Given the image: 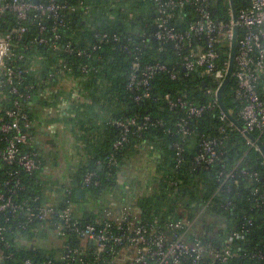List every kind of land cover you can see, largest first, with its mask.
Masks as SVG:
<instances>
[{
  "label": "built area",
  "instance_id": "built-area-1",
  "mask_svg": "<svg viewBox=\"0 0 264 264\" xmlns=\"http://www.w3.org/2000/svg\"><path fill=\"white\" fill-rule=\"evenodd\" d=\"M95 1L98 0H94ZM157 9V31L154 34L156 40L166 43L172 42L178 52L180 65L187 75L200 73L210 79L212 89L207 91L214 100L207 105H197L190 101L177 99L169 101L171 109H178L184 116L175 123L176 132L184 139L193 134L189 129L191 119L200 118L205 112L218 107L217 93L220 89L228 69V62L219 64L218 48L228 46L229 53L233 38L234 27L242 33L237 37L234 70L231 79L235 82L233 99L239 104L238 118L242 127L248 134H255L253 141L247 138V144L259 150L258 144L264 145V0H247V5L236 13V20L232 17L229 9L230 20L228 23L215 20L210 9L213 0H152ZM95 5H86L80 2L70 7L67 4L56 3V0H48L47 3L35 4L29 0H0V18L6 13L16 15L18 24L16 29L9 34L0 37V89L7 91L12 98L9 107L0 110V161L5 169V179L0 181V242L4 249L10 245L7 235L11 231L12 224L17 222L16 227L20 230L30 228L32 234L50 231L63 240L61 253L56 260L49 259L43 264H183L189 260L191 264H229L237 254L233 251V242L244 240L249 232L248 227L252 219H244L242 228L233 231L224 242V248L220 251L212 249L198 239H190L189 235L193 222L179 220L161 223L160 221L148 222L134 215L129 208L118 211H107L105 217H97L83 222L74 214V189L71 186L55 188L53 197L55 204H36L39 198L33 201H20V192L25 190L21 179V172L31 175L34 171L45 169L47 171V157L35 150V142L32 129L35 122L30 115L29 106L34 90V85H27L26 77L39 72L37 62H31L29 66L19 65L24 60L23 53L32 45H45L52 51L60 50L67 55L77 58L90 59L88 49L76 47L72 42H67L63 47L58 44L61 39L59 28L65 23L63 13L81 12L85 16L84 21L90 16ZM190 8L192 13L187 21L185 30L180 33L171 25L170 20L175 16L176 10ZM189 16V15H188ZM40 19L37 27L41 37L28 44H21L22 35L28 32L23 23L29 18ZM52 20L54 26L50 29V36H45L46 27L43 19ZM89 19V18H88ZM97 44L91 47L97 50L100 45L109 40L118 41L117 34L106 33L94 36ZM202 41L194 45L190 40ZM146 48L145 41L135 45L133 50L124 47L127 54L133 56L131 73L129 76V91L143 90V94L135 96V101L141 97L148 98L151 90V81L156 74L166 72L167 66L154 63L141 67L140 59L142 50ZM75 65L58 61L49 80L57 81L63 88L64 97H60L63 110L68 109L71 102H85L81 84L84 78L78 79L71 75ZM81 74H88L91 68L88 63L79 65ZM171 78H176V72L171 73ZM52 89L44 88L40 97H47ZM69 96V97H68ZM110 125L120 129L119 138L113 143V153L102 166L110 170L118 167L114 155L128 142V131L134 128L139 135L150 126H162L161 121L151 123L149 117H145L141 123L136 118L126 120H111ZM150 125V126H149ZM58 125L49 124L47 129L50 133L57 130ZM220 133L227 135V127H220ZM243 134V132H241ZM244 135V134H243ZM246 137V135H244ZM223 137L215 140L202 139L199 143V151L194 157L193 164L196 167L211 166L217 161L223 152L219 147ZM263 139V141H262ZM176 167L183 159L182 145L176 143ZM261 165H264V157ZM222 170L220 177L236 181L237 177L256 181L258 175L247 171L234 173ZM93 172L87 173L82 181L81 189L100 186V181L95 178ZM81 190V191H82ZM253 207L260 210L264 205V189L253 190L250 198ZM74 237L80 243L72 247L67 242L66 235ZM20 235V233H17ZM39 237L35 238L38 239ZM0 250V254H1ZM246 255V254H245ZM2 260L4 255L1 254ZM10 257V255L8 256ZM253 259L264 260V252L257 251L250 254ZM23 264H33L26 260Z\"/></svg>",
  "mask_w": 264,
  "mask_h": 264
},
{
  "label": "trees",
  "instance_id": "trees-1",
  "mask_svg": "<svg viewBox=\"0 0 264 264\" xmlns=\"http://www.w3.org/2000/svg\"><path fill=\"white\" fill-rule=\"evenodd\" d=\"M29 1L35 3V0ZM47 2L48 0H37L35 4ZM80 2L86 5H95L89 19L84 21L85 16L81 12L68 13L65 11L62 18L65 25L59 28L61 39L58 44L63 47L65 43L72 42L76 47L88 49V53L91 54L90 59L67 55L61 47L58 51H52L45 45H32L23 53L24 60L19 62V65L29 66L31 62L35 61L40 67L38 73L26 77L27 85H34L35 88L31 91L32 99L26 101L25 106L26 103H30V105L38 103L39 94L43 89L56 83L55 78L49 80V75L54 73L58 61L74 64L75 68L71 75L78 79H85L81 84V89L83 95L89 99L87 102L90 103L71 102L72 106L70 109L68 108L71 112L68 114L71 117L69 120L75 128L78 127L79 131L83 133L101 128L103 135L100 143L85 141L87 144L83 150L87 151L86 154H89L90 158L70 176L71 187L74 191L82 190L84 176L93 172L96 175L95 178L100 181V186L90 187L88 191L82 190L83 195L86 193L97 197L106 190L113 191L119 184V177L127 159L135 153L134 146L144 141L150 142L153 145V152H158L160 157L156 165L157 173L160 176L157 190L159 193H163L165 190H168L169 193L170 190H176V192L170 193L175 198V201L170 204V209L161 208L159 199L156 200L154 196L146 200L143 199L141 207L144 218L142 219L148 222L160 221L161 223L179 220L193 222L190 239H198L218 251L224 248V242L230 233L242 228L245 218L252 219L245 239L233 242V251L237 255L231 259L229 264H264V260L250 257L251 253L264 252V205L260 210H256L250 200L254 189L259 191L264 189V165H261L263 156L260 149L256 150L247 144V136L245 137L226 117L219 103L214 110L205 112L200 118L190 120L189 129L193 131L192 135L182 139V136L176 132L174 125L184 114L178 109H171L166 97L172 101L180 98L199 106L207 105L214 100V97L207 93L209 89L213 88V85L210 79L200 73L186 74L180 65V57L174 43H163L155 39L158 15L152 0H98L95 3L94 0H56V3L67 4L70 7L76 6ZM233 4L236 13H238L241 8L246 7L247 0H233ZM116 5L125 9L115 8ZM230 8L229 0H213L210 13L215 20L226 24L230 20ZM191 13L190 8L176 10L175 16L170 20L171 25L182 33ZM129 14H132L131 19L127 16ZM32 19L30 17L23 23L28 28V32L22 35V45L41 37L36 25L40 19H36L34 24L31 23ZM42 23L47 29L45 36L49 37L54 22L44 18ZM17 24L18 20L15 14L2 15L0 37L16 29ZM101 33L117 34L119 39L116 42L109 40L100 45L97 50L92 51L91 47L97 44L94 36ZM241 33L242 31L238 30L237 37H240ZM141 41L146 43V48L142 50L140 59L141 67L161 63L166 65L168 70L156 74L152 79L148 98L141 97L140 101H135V96H142L143 90H128L133 56L127 54L124 47L133 50L135 45ZM190 41L194 45L198 43L204 45L202 41L196 42L194 38H191ZM218 54L220 66L229 61L228 46L219 47ZM83 63H88L91 68V71L86 75L81 74L78 68ZM172 72H176L175 79L171 78ZM234 88L235 82L231 79L222 92L221 102L223 108L242 126V122L238 118L240 107L233 99ZM64 96L65 93L54 94L45 103H50V100H53L54 103L57 102V99L61 102L59 97ZM41 102L43 103L44 100ZM11 103L12 98L8 94V104L5 108L9 107ZM30 105L28 104L29 111L31 110ZM93 106L98 107L99 113L93 112ZM30 115L33 118L31 113ZM98 117L102 118L99 126L97 123H92ZM145 117H149L151 123L161 121L163 125H149L150 127L139 135L134 131V128H130L127 134L128 142L121 150L114 153L118 167L108 170L102 166L101 162H104L113 153V143L119 138L121 132L119 128L110 125V121L136 118L137 123H141ZM33 121L35 122L34 118ZM220 127H227L226 136L223 137L220 133ZM33 130L34 128L32 132ZM222 137L223 142L219 149L223 155L207 168L194 166L193 160L199 151L200 141L202 139L217 140ZM252 137L254 140L257 136L252 134ZM193 141L197 143L196 148L189 149L190 143ZM176 143L181 144L183 148V161L178 167H176L175 161L174 145ZM33 148L36 150L35 142ZM233 169H235L234 173H238V170L256 173L258 178L253 181L240 176L234 181L219 176L222 170L231 172ZM42 171L43 169L34 171L31 175L21 172L25 190L20 192V201H33L38 197L39 200L33 205L42 203L44 188L41 179ZM4 173L5 169L0 161V181L5 179ZM74 197L75 195L73 199H75ZM182 198L186 200L182 201V207L179 209L177 204ZM153 200L154 203H152ZM178 209L187 211L186 216H181ZM81 219L83 222L89 221L87 218ZM19 221L22 222L23 219H18L12 224V227L16 226ZM12 227L7 235L9 249H4L0 242L1 254L4 255L1 264H23L26 260L32 261L33 264H43L49 259H57V255L51 252L22 244L25 241L30 242L37 237H43L42 233L32 234L30 228L19 231L16 227ZM66 240L71 242L72 247H77L80 243L68 234ZM9 255L10 257H8ZM183 264H191V262L184 260Z\"/></svg>",
  "mask_w": 264,
  "mask_h": 264
},
{
  "label": "crops",
  "instance_id": "crops-1",
  "mask_svg": "<svg viewBox=\"0 0 264 264\" xmlns=\"http://www.w3.org/2000/svg\"><path fill=\"white\" fill-rule=\"evenodd\" d=\"M117 7L118 6L116 5L115 8ZM118 8L120 10L125 9L122 6ZM127 16L129 19L132 18V14ZM46 88L52 89L51 94L45 98L39 97L40 99L38 100V103H31L30 113L35 119V126L32 132L35 140V148L47 157V171L43 169L41 173V179L44 187L42 193V204L49 205L53 202V204L56 203V199L53 197V191H56L54 189L63 185L71 186L70 176L81 164H84L86 160L90 158V155L86 154L87 151L83 150L87 144L85 141H90V143H96L98 141L100 143L103 133L101 128L94 129L92 132L90 131L86 133L79 131L78 127L75 128L73 123L69 120L71 117L68 116V114H71L69 109L72 106V103H69V109L66 110L61 109L62 103L58 99L56 100L57 102L54 103L52 102L53 100H50V103H45L51 99L50 96L57 93H63V88L59 87L57 81L55 84ZM86 95L88 94L86 93ZM42 100H44L43 103L41 102ZM87 101H89V99L85 96L86 103H84L89 104L90 102L88 103ZM7 104L8 93L7 91L0 89V110L5 108ZM93 112L99 113L97 106H93ZM101 119L102 118L98 117V119L94 120L92 123H97V126H99L101 125ZM49 124L58 125L57 130L50 133L47 129ZM196 144L197 143L194 141L191 142L189 149L196 148ZM134 152L133 156L127 159L125 167L122 168L117 188L113 191L106 190L97 197L91 196L93 199L97 200L98 209L97 211H93L89 217H86L88 220L97 217H105L107 211L113 212L122 208H129L134 215L141 219L144 218L141 202L143 199H149L147 198L148 195L145 193L146 191L152 192L158 188L157 184L160 180V176L157 173L156 165L160 157L158 152H153V145L147 141L137 143L134 146ZM151 166L155 167L151 168ZM131 171L132 174L141 172L143 174L153 173L152 176L154 178L151 176L148 177L143 181L139 188H137L136 184H134L135 187L131 190L133 185L129 183L128 180L132 177ZM156 180L158 181L155 189L153 182L156 183ZM77 191H80L81 195L79 198H76V196L74 197V203H86L88 201V194L84 193L83 195L81 190ZM105 193H108V196H104ZM151 194L152 193H150V196ZM42 234L44 235V238L39 237L38 239H34L30 242L25 241L22 244L27 247H37L42 250L46 248V251L51 252L54 255H58L63 240L61 238L60 240L58 236L54 233L52 234L50 231H44ZM49 238H52L51 242H49ZM55 239L59 240V244L54 242ZM42 245H45V247L43 248ZM1 263L2 257L0 254V264Z\"/></svg>",
  "mask_w": 264,
  "mask_h": 264
},
{
  "label": "rangeland",
  "instance_id": "rangeland-1",
  "mask_svg": "<svg viewBox=\"0 0 264 264\" xmlns=\"http://www.w3.org/2000/svg\"><path fill=\"white\" fill-rule=\"evenodd\" d=\"M152 167L154 168L155 166H151V168ZM152 175H153V173L143 174L142 172L141 173H136V174L133 173L132 174V171H131V176L132 177L128 179L129 183H131L133 185L131 187V190H133V188L135 187L134 184H136L137 188H139V186L143 183V181L145 179H147L148 177H150V176L153 177ZM153 184H154V187L156 188V184L157 183L153 182ZM171 192L174 194V192H176V190H173V191L170 190V193ZM145 193H146V195H148L147 198H149L150 193H152L150 197L154 196L156 200L159 199V202L161 204L160 205L161 208L166 207V208L170 209V204L175 201L174 195L171 196L172 193L170 194L168 190L163 191V193H159V191L156 189V190H154L152 192L146 191ZM104 196H108V193H105ZM87 199H88V201L86 203H80V204L79 203H74V213H75L76 216L81 217V218H86V217H89L93 213V211H97V209H98L97 200L93 199L91 197V195H88ZM185 200L186 199L182 198V200L179 202V204H177V208L180 209V207H182L181 206L182 201H185ZM149 201H151V200H149ZM53 203H51V204H53ZM152 203H154V200L152 201ZM179 209H178V213L181 216H183V217L186 216V212L179 211ZM51 240H52V238H49V242H51ZM54 242L59 244V240L58 239H55ZM46 246H47V244H46ZM42 247L44 248L45 245H42ZM44 250L46 251V248H44Z\"/></svg>",
  "mask_w": 264,
  "mask_h": 264
},
{
  "label": "water",
  "instance_id": "water-1",
  "mask_svg": "<svg viewBox=\"0 0 264 264\" xmlns=\"http://www.w3.org/2000/svg\"><path fill=\"white\" fill-rule=\"evenodd\" d=\"M229 2H230L231 10H232V17H233L234 20H236V11H235V7H234V4H233V0H229ZM35 3H37V0H35ZM237 31H238V28L235 26L234 27V32H233V38H232V41H231L230 53H229L228 69H227V73H226L225 79H224L220 89L218 90L217 100H218V103H219L221 109L223 110L224 114L233 123V125L235 127H237V129L240 132H243V134L246 135L248 139L253 140L252 135L248 134L247 132L244 131L243 127L237 121H235L232 118V116L223 108L222 102H221L222 92L225 89V87L227 86V84L229 83V81L231 80L232 73H233V70H234V59H235V54H236ZM258 146H259V149H260V152H261L262 156L264 157V147H263V145L258 144ZM80 195H81V192L77 191L75 196H76V198H79Z\"/></svg>",
  "mask_w": 264,
  "mask_h": 264
}]
</instances>
